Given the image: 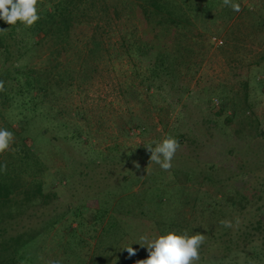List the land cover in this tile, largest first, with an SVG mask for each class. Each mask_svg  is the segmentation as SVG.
Wrapping results in <instances>:
<instances>
[{"label":"trees","instance_id":"1","mask_svg":"<svg viewBox=\"0 0 264 264\" xmlns=\"http://www.w3.org/2000/svg\"><path fill=\"white\" fill-rule=\"evenodd\" d=\"M133 1L140 6L143 31L122 36L126 57L132 59L135 53L144 64L140 70L137 64L133 67L140 84L155 89L149 97L167 93L180 101L189 92L184 81L196 75L205 54L207 39L196 36V22L213 21L220 8L231 12L229 17L235 11L223 0ZM99 3L102 0H39L40 19L32 26L0 20V51L5 55L0 128L15 137L11 149L0 154V264H136L148 256L146 246L139 244L141 236L151 239L170 231L204 235L197 264L235 263L240 258L243 264H264V127L235 104L228 107L232 115H226L229 95L224 91L218 93L221 113L227 116L220 131L248 137L223 161H201L199 154L188 152L182 155L185 170L172 166L165 171L148 167L149 159L132 166L129 151L114 170L78 169L72 159L73 174L49 163V153L54 157L59 145L54 137L42 142L37 135H48L55 126L49 122V128L40 131L36 119L53 117L52 102L71 84L70 73L95 72L91 65L113 55L110 42L119 15L108 4L98 9ZM250 14L257 27H264V11ZM50 38L58 47L46 55L44 67L29 64L26 57ZM71 49L78 51L79 62L73 66ZM61 124L63 131L70 129ZM211 125L212 118H206L189 131L168 136L177 139L181 149L194 152L199 145L195 132H210ZM86 153L89 164L98 165V158ZM98 154L101 164L108 160L107 154ZM181 171L184 177L179 179ZM47 178L58 179L60 185L47 186ZM114 178L117 183L110 185ZM223 220L232 227L221 224ZM129 247L135 255L129 256Z\"/></svg>","mask_w":264,"mask_h":264},{"label":"rangeland","instance_id":"2","mask_svg":"<svg viewBox=\"0 0 264 264\" xmlns=\"http://www.w3.org/2000/svg\"><path fill=\"white\" fill-rule=\"evenodd\" d=\"M102 2V5L99 3L98 9L101 10L102 6L108 4L112 7L111 10H115L119 15L115 24V35H112L110 42L113 44L112 57L99 59L97 64L91 65L90 71L96 69L95 72L70 73L68 83L71 84H68L66 91L59 94L56 102H52L54 118L51 116L47 119L42 115L36 119L40 131H46L49 122H53L55 126L50 128L48 135H37L42 142L54 137L59 145L54 157L49 153L52 158L50 164L56 163L66 173L72 174V159L78 164V169L114 170L115 165H120L119 161L124 160L125 156L122 154L133 151L129 162L136 166L140 160L149 159L150 153L146 151L145 145L151 144L154 147L155 142L162 141L169 132L175 136L182 131H189L203 119L212 118L210 132L200 128L199 133L195 132L199 145L195 149L193 147L194 152L181 147L177 150L172 166L185 170L182 168L186 163L182 159L183 153L199 154L201 161L220 162L227 158V152L232 147L244 144L243 140L247 141V135L230 137L220 131L226 115H232L233 109L228 108L232 107V104H235L239 112L247 109V115L253 114L259 121L260 128L264 127V27H257L250 14L264 11V0H237L241 11H235L232 17H229L231 12L225 14L220 12V8L213 21L207 24L196 22V36L202 40L207 39L204 41L205 54L203 62L196 68V75L191 80L184 81L189 83V92L185 93L180 101L167 93L149 97L155 89L148 91L140 84V77H136L138 73H134L135 68L140 70L144 64L140 63L141 60L135 53L132 59L130 58L132 62L126 57L122 36L134 31L140 35L143 31L137 10L140 7L138 2ZM41 8L40 5L39 10ZM214 37L222 43L214 40ZM54 43L52 38L45 41L42 47H38L32 55L26 57V61L38 69L44 67L46 55L58 47ZM68 55L72 66L79 62L77 49L69 50ZM103 55L106 56L105 53ZM4 59L5 55L0 51V71ZM133 63L138 66L133 67ZM222 91L229 95L228 102L225 101L228 108L226 115L221 113L222 102L218 99V93ZM60 121L66 122L70 129L63 131ZM64 133L80 139H66ZM86 150L92 152L94 159L98 158V165L102 161V157L98 156L99 151L107 154L108 160L99 167L94 163L89 164ZM86 164L89 165L85 166ZM154 166L157 168L159 165L151 163L148 167L155 168ZM183 172H178L177 178L182 179ZM46 181L47 186L60 185L59 180L55 178H47ZM108 183H117L116 178ZM52 233L50 232L49 237ZM155 237L157 236L152 238ZM94 241L90 240L92 244ZM50 243L55 245L53 239ZM50 255H53V252ZM242 261L243 258L235 263L226 260L222 264H243Z\"/></svg>","mask_w":264,"mask_h":264},{"label":"clouds","instance_id":"3","mask_svg":"<svg viewBox=\"0 0 264 264\" xmlns=\"http://www.w3.org/2000/svg\"><path fill=\"white\" fill-rule=\"evenodd\" d=\"M39 0H0V20L8 25H15L18 21L26 26H32L40 16L38 14ZM224 6L230 7L233 11H241V7L234 0H223ZM2 31V30H0ZM4 90V82L0 81V91ZM14 134L0 128V154L11 149L14 143ZM180 148L177 139L166 136L162 141L145 145L149 156V163H155L162 170L169 171L172 167V160ZM6 169V164L3 166ZM139 167V164H136ZM225 227H232L231 221H221ZM204 242L203 234L188 235L185 231L177 233L175 231L167 232L149 239L147 236H141L139 244L146 246L148 256L146 259L139 260L136 264H197L200 259L199 249ZM129 256L135 255V249L127 248ZM50 264H60V261H51Z\"/></svg>","mask_w":264,"mask_h":264},{"label":"built area","instance_id":"4","mask_svg":"<svg viewBox=\"0 0 264 264\" xmlns=\"http://www.w3.org/2000/svg\"><path fill=\"white\" fill-rule=\"evenodd\" d=\"M214 40H217L215 37H214ZM220 44L222 43V41L221 40H217Z\"/></svg>","mask_w":264,"mask_h":264}]
</instances>
